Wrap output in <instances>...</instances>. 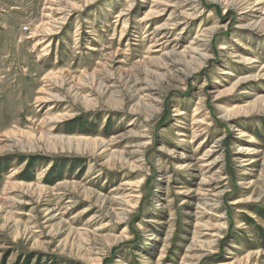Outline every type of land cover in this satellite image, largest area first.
<instances>
[{"label":"rangeland","instance_id":"374dc122","mask_svg":"<svg viewBox=\"0 0 264 264\" xmlns=\"http://www.w3.org/2000/svg\"><path fill=\"white\" fill-rule=\"evenodd\" d=\"M0 264H264V0H0Z\"/></svg>","mask_w":264,"mask_h":264},{"label":"bare ground","instance_id":"6f19581e","mask_svg":"<svg viewBox=\"0 0 264 264\" xmlns=\"http://www.w3.org/2000/svg\"><path fill=\"white\" fill-rule=\"evenodd\" d=\"M253 162H254L253 160H250L249 162L244 163V165H248V164L253 163Z\"/></svg>","mask_w":264,"mask_h":264}]
</instances>
